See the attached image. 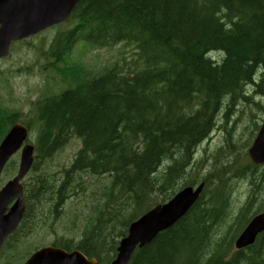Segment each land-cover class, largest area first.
<instances>
[{
    "label": "trees",
    "instance_id": "1",
    "mask_svg": "<svg viewBox=\"0 0 264 264\" xmlns=\"http://www.w3.org/2000/svg\"><path fill=\"white\" fill-rule=\"evenodd\" d=\"M174 1L81 0L70 25L44 38L39 54L63 75L60 90L33 101L26 115L0 106V142L13 124H26L36 149L33 172H39L15 234L25 224L31 233L40 213L57 232L65 205L82 196L75 175L90 173L101 180L87 188L93 207L81 235L54 233L53 245L108 264L129 224L204 182L187 214L137 248L129 264H264V232L254 244L235 248L250 220L264 213V165L252 163L233 135L214 161L195 158L222 109L228 117L245 99L264 110V0ZM78 40L93 47L125 42L138 51L90 77L87 68L68 62ZM73 137L81 146L70 167L64 175H48L43 164ZM14 166L10 160L6 169ZM240 182L249 187L237 206ZM8 243L1 264H22L34 252L19 256L23 245L11 253Z\"/></svg>",
    "mask_w": 264,
    "mask_h": 264
},
{
    "label": "rangeland",
    "instance_id": "2",
    "mask_svg": "<svg viewBox=\"0 0 264 264\" xmlns=\"http://www.w3.org/2000/svg\"><path fill=\"white\" fill-rule=\"evenodd\" d=\"M66 27V25L55 26L54 29L49 31L51 33L50 36L35 37L16 46L10 57L0 62V106H5L9 109H19L26 115L33 101L47 92L60 90L63 75L59 74L57 76L52 71V66L47 65L49 62L40 56L39 49L44 43V38L48 37L51 39ZM135 52L134 44L125 42L118 43L112 47H93L87 41L78 40L71 51L68 62L71 64L78 63L87 68V75L93 77L103 74L117 60H120L122 64L125 60L130 61L135 57ZM123 58L125 59L123 60ZM261 101L264 106V100ZM252 112L256 114L255 123L253 122ZM263 121L264 110L247 104L245 99H240L232 112L228 114V117H226L225 111L221 110L210 137L197 147L195 158L208 157L211 161H214V153L218 152L219 148L226 146L223 140H226V136L230 137V135H233L238 146L244 148L248 153V148L250 147L248 141L251 139V143H253L252 141L256 138ZM257 125L260 128L256 130ZM30 141H34L33 136ZM80 146V139L73 137L52 159L43 164L44 167L46 166L44 169L47 174L64 175V169L70 167L71 161ZM12 160L15 161V166L4 169L1 175L2 180L0 178V189L8 180L17 175L20 152L16 153ZM38 174V171L33 172L31 175L29 174L24 180V184H33V179ZM102 179H105L104 181L108 183L107 177H102ZM100 180L101 178H96L90 173L78 172L75 175L74 184L80 186L79 189L82 196L79 202L75 203L77 198H74L69 204L65 205L66 215L55 225L57 232L50 225V220H45L46 217L40 213V219L31 233H27L28 226L25 227V224L18 234L10 238L7 244L10 252L14 253L20 243L23 246H21L19 256L27 249L29 252H33L38 248L50 246L54 240V233L68 236L73 234L81 235L79 233H81L83 226L86 224L87 216L91 213L93 207V203L87 196V193H89L87 188H94L93 183H97ZM247 183H238L237 206L246 200L247 188L249 187ZM99 191L102 192V190ZM76 208L79 210L78 215L75 214ZM69 228H72V230H69ZM7 258L8 250L0 259V264Z\"/></svg>",
    "mask_w": 264,
    "mask_h": 264
},
{
    "label": "water",
    "instance_id": "3",
    "mask_svg": "<svg viewBox=\"0 0 264 264\" xmlns=\"http://www.w3.org/2000/svg\"><path fill=\"white\" fill-rule=\"evenodd\" d=\"M81 0H0V59L8 57L14 42L26 39L53 25L66 21ZM29 128L12 125L0 143V176L13 155L21 151L17 175L0 189V251L25 217L27 205L22 180L35 161V145ZM256 165L264 164V122L248 150ZM204 183L188 186L170 201L159 203L132 222L127 236L119 243L117 257L111 264H128L137 247L151 243L156 236L179 221L198 200ZM14 201V202H13ZM13 202V203H12ZM12 203V204H11ZM264 232V213L255 215L236 239L237 249L255 243ZM80 250L66 251L55 246L42 247L24 264H98Z\"/></svg>",
    "mask_w": 264,
    "mask_h": 264
},
{
    "label": "flooded vegetation",
    "instance_id": "4",
    "mask_svg": "<svg viewBox=\"0 0 264 264\" xmlns=\"http://www.w3.org/2000/svg\"><path fill=\"white\" fill-rule=\"evenodd\" d=\"M48 31H49V30L47 29L46 31H43V32H41V33L35 35L34 37L32 36V37H30V38H28V39H25V40H23V41H21V42H19V43H20V44H23V43H25V42H27V41H29V40L35 38V37H39V36H48V34H49ZM17 44H18V43H17ZM51 209H52V208H51ZM51 209H49L50 212H52Z\"/></svg>",
    "mask_w": 264,
    "mask_h": 264
},
{
    "label": "bare ground",
    "instance_id": "5",
    "mask_svg": "<svg viewBox=\"0 0 264 264\" xmlns=\"http://www.w3.org/2000/svg\"><path fill=\"white\" fill-rule=\"evenodd\" d=\"M176 1V0H175ZM174 1V3H175ZM191 1V0H190ZM177 2V1H176ZM189 2V1H188ZM186 3V2H185ZM188 4V3H187ZM169 5V4H168ZM189 5V4H188ZM185 6V5H183ZM179 7V6H178ZM181 8V7H180ZM200 9V8H199ZM200 12V11H199ZM191 13V12H190ZM206 13V12H205ZM203 15V14H202ZM204 16V15H203ZM196 17V16H195ZM204 20V19H203ZM232 22V21H231ZM219 51V50H218ZM219 53V52H218ZM220 58V57H219ZM207 227V226H206ZM209 227V226H208ZM206 229V228H205ZM199 239V238H198ZM208 239V238H207ZM200 240V239H199ZM257 240V239H256ZM199 242V241H198ZM218 251V250H217ZM221 253V252H220ZM223 254V253H222ZM220 256V255H219ZM215 257V256H214ZM221 257V256H220ZM209 259V258H208ZM215 259V258H214ZM218 263V262H217Z\"/></svg>",
    "mask_w": 264,
    "mask_h": 264
}]
</instances>
